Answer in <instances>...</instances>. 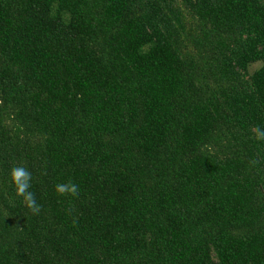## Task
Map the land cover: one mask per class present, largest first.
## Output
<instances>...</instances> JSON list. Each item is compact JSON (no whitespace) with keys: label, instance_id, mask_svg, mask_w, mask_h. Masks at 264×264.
Wrapping results in <instances>:
<instances>
[{"label":"trees","instance_id":"trees-1","mask_svg":"<svg viewBox=\"0 0 264 264\" xmlns=\"http://www.w3.org/2000/svg\"><path fill=\"white\" fill-rule=\"evenodd\" d=\"M0 264H264V0H0Z\"/></svg>","mask_w":264,"mask_h":264},{"label":"clouds","instance_id":"clouds-1","mask_svg":"<svg viewBox=\"0 0 264 264\" xmlns=\"http://www.w3.org/2000/svg\"><path fill=\"white\" fill-rule=\"evenodd\" d=\"M32 173L23 166L13 167L10 171V180L15 189V195L23 201L26 208L33 214L41 212V204L38 203L35 194L30 190L32 186ZM78 186L74 183H61L55 186V191L61 196L75 195Z\"/></svg>","mask_w":264,"mask_h":264}]
</instances>
